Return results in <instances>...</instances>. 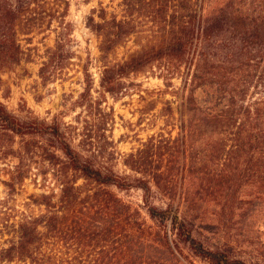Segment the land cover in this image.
<instances>
[{
  "label": "trees",
  "instance_id": "1",
  "mask_svg": "<svg viewBox=\"0 0 264 264\" xmlns=\"http://www.w3.org/2000/svg\"><path fill=\"white\" fill-rule=\"evenodd\" d=\"M36 1L0 0V73L22 61L16 23ZM246 2L240 0L242 5L237 8L228 2L222 8L219 0H159L154 19L161 33L160 44L121 64L104 66L99 80L103 94H116L122 78L154 62L178 70L187 65V76L195 86L187 101L188 118L180 121L181 141L162 134L151 136L124 156L129 176L120 177L105 164L112 155V116L103 108V100L92 97L89 79L76 102L81 109L76 125L59 116L48 122H22L0 103V161H16L6 164L8 179L2 183L7 195L18 193L34 163L44 168L42 174L50 172L59 191L27 198V207L42 209L36 215L26 210L13 213L5 201L0 202V264H195L190 258L204 264H245L231 257L228 250L206 247L194 236L192 214L185 205L184 164L177 155H184L186 141L191 144L202 139L205 116L209 124L216 120L201 111L192 92L204 77H219L223 85L235 74L225 68L220 75L213 64L205 73L206 64L199 54L202 41L227 27L242 45L264 46V14H253L244 7ZM98 18L96 23L89 18L88 27L105 39L112 36L101 46V52L108 53L109 43L121 38L124 23L106 19L103 10ZM259 116L253 123H258ZM236 140L258 147L236 163L247 175L208 178L210 194L221 203V211L240 205L244 188L254 192L253 208L264 201V129L245 140L237 135ZM217 154L215 159L222 155ZM131 190L141 193L151 225L116 194ZM155 195L166 199L167 205L156 206Z\"/></svg>",
  "mask_w": 264,
  "mask_h": 264
},
{
  "label": "rangeland",
  "instance_id": "2",
  "mask_svg": "<svg viewBox=\"0 0 264 264\" xmlns=\"http://www.w3.org/2000/svg\"><path fill=\"white\" fill-rule=\"evenodd\" d=\"M219 1L222 8L228 2L233 8L242 5L240 0ZM158 2H33L16 23L23 59L17 66L0 73V103L22 122L34 119L48 122L59 116L76 125L75 118L81 112L76 102L84 91L85 80L89 79L92 97L103 100V108L112 116L109 134L113 142L110 148L112 155L105 164L120 177L131 175L123 165L124 156L134 152L151 136L162 134L181 141L180 121L188 118L187 101L190 89L195 87L191 86L187 76V65L178 70L164 62L148 64L122 78L119 91L114 95L103 94L99 87L104 66L121 64L160 44L161 33L154 19ZM244 7L255 15L264 14V0H247ZM102 10L106 19L115 18L124 23L121 38L116 43H109L111 50L108 53L101 52V46L103 41L112 40V36L105 39L88 27L89 18L95 23L100 22L98 16ZM199 54L206 64L205 73L213 64L220 75L225 68L234 70L235 74L232 81L223 85L224 81L219 77H204L192 92L201 111L216 119L209 124L208 116H205L202 139L191 144L186 141L184 155H177L184 164L185 205L192 214L190 220L195 229L194 236L206 247L228 250L231 257L245 264H264V201L253 208L250 201L254 192L244 188L238 209L236 206V209L221 211L220 202L210 194L208 183V178L216 174H248L243 172V166L236 163L246 156L248 158L258 146L252 142L241 144L236 139L239 135L245 140L264 129V46L246 47L225 27L202 41ZM255 113L260 115L258 123H253ZM217 153L222 154L220 159L214 158ZM15 162L13 159L0 161V202L5 201L13 213L26 210L36 215L42 209L27 207V198L41 193L57 195L58 185L50 172L42 174L44 168L34 163L18 193L8 196L2 182L8 179L6 164ZM116 194L137 210L147 225H151L139 191H116ZM261 198L263 200L264 195ZM153 202L159 207L168 203L160 195H155ZM190 259L195 264H204L198 259Z\"/></svg>",
  "mask_w": 264,
  "mask_h": 264
}]
</instances>
